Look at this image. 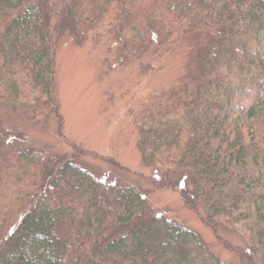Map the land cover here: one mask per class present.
<instances>
[{"label": "trees", "instance_id": "obj_1", "mask_svg": "<svg viewBox=\"0 0 264 264\" xmlns=\"http://www.w3.org/2000/svg\"><path fill=\"white\" fill-rule=\"evenodd\" d=\"M106 18L115 62L141 72L185 43L181 74L148 98L141 161L214 233L247 223L256 251L227 247L235 264H264V0H0L1 106L60 125L59 40L86 42ZM18 126L0 113V264H214L197 234L98 176L82 148L48 155Z\"/></svg>", "mask_w": 264, "mask_h": 264}, {"label": "rangeland", "instance_id": "obj_2", "mask_svg": "<svg viewBox=\"0 0 264 264\" xmlns=\"http://www.w3.org/2000/svg\"><path fill=\"white\" fill-rule=\"evenodd\" d=\"M83 10L85 16L87 8ZM107 18L86 42L77 43L70 35L59 40L55 91L60 125L51 114L34 120L28 112L10 110L8 105L0 104V113L10 119L17 117L18 128L26 136L23 144L48 155L70 153L72 146L82 148L85 152L80 160L98 176L135 188L157 212L197 234L215 255L214 264L237 263L238 257L228 245L249 247L253 252L257 248L252 232L245 230L248 224L222 225L214 233L204 224L201 208L193 211L175 190L153 186L154 169L141 161L137 148L148 98L167 89L181 74L185 43L148 55L144 62L154 66L152 71L141 72L136 61L119 65L114 60L115 45L106 34Z\"/></svg>", "mask_w": 264, "mask_h": 264}]
</instances>
